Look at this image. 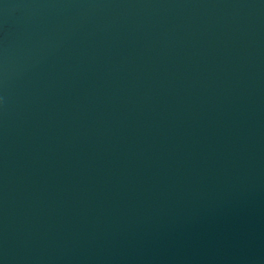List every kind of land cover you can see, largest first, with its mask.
I'll return each mask as SVG.
<instances>
[{"label": "water", "instance_id": "obj_1", "mask_svg": "<svg viewBox=\"0 0 264 264\" xmlns=\"http://www.w3.org/2000/svg\"><path fill=\"white\" fill-rule=\"evenodd\" d=\"M0 264H264V0H0Z\"/></svg>", "mask_w": 264, "mask_h": 264}]
</instances>
